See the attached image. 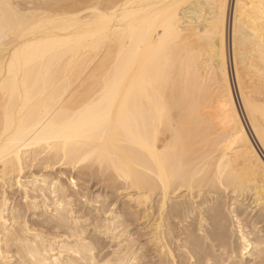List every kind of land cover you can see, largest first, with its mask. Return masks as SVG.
Returning a JSON list of instances; mask_svg holds the SVG:
<instances>
[{
    "label": "bare ground",
    "instance_id": "1",
    "mask_svg": "<svg viewBox=\"0 0 264 264\" xmlns=\"http://www.w3.org/2000/svg\"><path fill=\"white\" fill-rule=\"evenodd\" d=\"M0 264H264V0H0Z\"/></svg>",
    "mask_w": 264,
    "mask_h": 264
},
{
    "label": "rangeland",
    "instance_id": "2",
    "mask_svg": "<svg viewBox=\"0 0 264 264\" xmlns=\"http://www.w3.org/2000/svg\"><path fill=\"white\" fill-rule=\"evenodd\" d=\"M205 12V11H204ZM202 13V14H205V13ZM200 20H203L202 18L200 19ZM212 22V21H211ZM210 22V23H211ZM210 29V28H209ZM208 29V30H209ZM203 30V29H202ZM231 33L229 34V40H230V45H231ZM229 69H230V73L232 74V76H231V74H230V79L232 78V80H231V83H232V89H233V95H234V100H235V102H236V104H237V107H238V109H239V111H240V114H242L241 116H242V118H243V120H244V122L246 123V125L249 127V124H248V121H247V118H246V115H245V113H244V109H243V107H242V104H241V101H240V96H239V93H238V89H237V86H235V84H236V80H235V76H233L234 75V72H233V67H232V64H231V61L229 62ZM233 85H234V88H233ZM219 114V113H218ZM218 117V116H217ZM219 119H221V118H219ZM220 121V120H219ZM258 147H259V145H258ZM258 150H259V148H258ZM260 151V150H259ZM76 177V176H75ZM77 179V177L75 178V181H76V185L77 184H79V182L76 180Z\"/></svg>",
    "mask_w": 264,
    "mask_h": 264
}]
</instances>
